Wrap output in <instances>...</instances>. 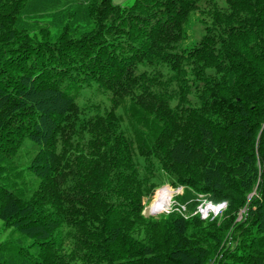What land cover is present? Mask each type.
Instances as JSON below:
<instances>
[{
    "label": "trees",
    "instance_id": "1",
    "mask_svg": "<svg viewBox=\"0 0 264 264\" xmlns=\"http://www.w3.org/2000/svg\"><path fill=\"white\" fill-rule=\"evenodd\" d=\"M0 220V264H264V0H0Z\"/></svg>",
    "mask_w": 264,
    "mask_h": 264
},
{
    "label": "rangeland",
    "instance_id": "2",
    "mask_svg": "<svg viewBox=\"0 0 264 264\" xmlns=\"http://www.w3.org/2000/svg\"><path fill=\"white\" fill-rule=\"evenodd\" d=\"M114 2H117V3H120V4H125V3L128 4V3L131 2V0H114ZM195 39H196V36L188 32V37L182 43L181 46L184 47V46L192 45ZM164 186H168L169 189L171 190L170 191L171 199H170V203H169L167 209H165L164 211L159 212L157 214L167 213V212L172 211L175 207H176V209H178V207H181V205L175 200V196L178 195L179 193H181L182 189L181 188H175L170 183L166 182L163 186H160L159 188H157L154 191V193L149 198L144 199V202H143V204H144L143 214L144 215H150V204L152 203V201H154L159 196V194H160L159 189L164 187ZM218 204H220V205L222 204L223 207H217ZM209 205H212L214 207H210ZM224 207H225V203L224 202L215 204V203H211L209 201H204L203 200L198 205V211H199L200 208H202V209H204V211L206 213L208 212L207 215H209L210 213L213 214V215H218L220 213V211H222V209ZM11 231H12V229L10 227L9 228L5 227L4 224L2 223V221L0 220V241L6 239L8 237V235L11 233Z\"/></svg>",
    "mask_w": 264,
    "mask_h": 264
},
{
    "label": "bare ground",
    "instance_id": "3",
    "mask_svg": "<svg viewBox=\"0 0 264 264\" xmlns=\"http://www.w3.org/2000/svg\"><path fill=\"white\" fill-rule=\"evenodd\" d=\"M160 194L159 196L152 201V203L150 204V213L152 212L153 214H157L159 212L164 211L165 209H167L169 203H170V189L168 186H164L162 188L159 189Z\"/></svg>",
    "mask_w": 264,
    "mask_h": 264
},
{
    "label": "built area",
    "instance_id": "4",
    "mask_svg": "<svg viewBox=\"0 0 264 264\" xmlns=\"http://www.w3.org/2000/svg\"><path fill=\"white\" fill-rule=\"evenodd\" d=\"M217 207H223V205L221 204V205H218ZM199 212H200V214H201L202 217H206L207 213L204 211V209L200 208L199 209Z\"/></svg>",
    "mask_w": 264,
    "mask_h": 264
},
{
    "label": "water",
    "instance_id": "5",
    "mask_svg": "<svg viewBox=\"0 0 264 264\" xmlns=\"http://www.w3.org/2000/svg\"><path fill=\"white\" fill-rule=\"evenodd\" d=\"M150 214H151V215H153V213H152V212H151Z\"/></svg>",
    "mask_w": 264,
    "mask_h": 264
}]
</instances>
